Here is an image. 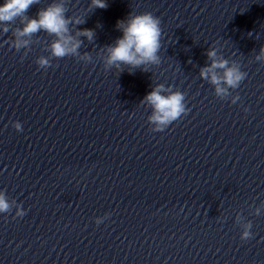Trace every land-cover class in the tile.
Instances as JSON below:
<instances>
[{
    "label": "clouds",
    "instance_id": "9594fccd",
    "mask_svg": "<svg viewBox=\"0 0 264 264\" xmlns=\"http://www.w3.org/2000/svg\"><path fill=\"white\" fill-rule=\"evenodd\" d=\"M39 3V0H4L0 5V28L3 33H8L10 25L19 19L22 27H16L12 31L11 46L16 51L28 48L31 38L43 31L55 39L49 46L52 58H64L67 56H80L79 49L82 41L79 37H86L92 41L95 32L92 29L77 30L75 35L70 31V25L83 24L85 21L81 16H67V0H53L45 8L38 10L36 17L27 15L31 6ZM106 0H90L88 10L107 8ZM160 20L150 12L142 14H129L125 20H118L116 27L122 32V36L117 38L115 43L106 46L107 55L104 63L106 70L115 68L118 72H123L124 67L130 69H140L148 71L150 65H159L161 58L158 55L161 48V28ZM206 56L209 63L200 68L199 76L215 88V94L223 98L229 95V89H237L247 76L235 63L230 64L229 60L223 56H218L215 47H210ZM82 59L90 60V56L85 54ZM256 60L264 62V46H261ZM36 63L42 69L51 66L47 57L40 56ZM130 73L132 71H129ZM167 93V94H162ZM240 99L239 95L233 97L235 104ZM144 100L153 109L149 121L155 125L154 132H162L172 122L186 115L189 109L185 106V95L181 91H172L165 88L163 84H157L145 97ZM13 127L17 131H22L20 122H13ZM15 208V216L23 217L26 213L21 205L15 200H10L4 191H0V213H10ZM255 215L261 214V208H256ZM240 217H237L239 222ZM251 221L242 226L241 240H248L252 237Z\"/></svg>",
    "mask_w": 264,
    "mask_h": 264
}]
</instances>
